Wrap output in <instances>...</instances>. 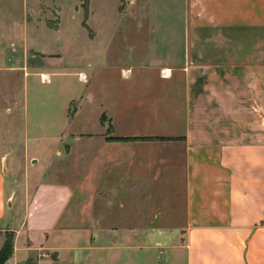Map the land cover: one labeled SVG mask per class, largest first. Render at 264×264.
<instances>
[{
	"label": "crops",
	"instance_id": "1",
	"mask_svg": "<svg viewBox=\"0 0 264 264\" xmlns=\"http://www.w3.org/2000/svg\"><path fill=\"white\" fill-rule=\"evenodd\" d=\"M179 2L144 56H86L71 115L77 63L43 56L62 25L29 23V67L0 64L52 85L24 96L23 182L0 145L4 264H264V0Z\"/></svg>",
	"mask_w": 264,
	"mask_h": 264
},
{
	"label": "rangeland",
	"instance_id": "2",
	"mask_svg": "<svg viewBox=\"0 0 264 264\" xmlns=\"http://www.w3.org/2000/svg\"><path fill=\"white\" fill-rule=\"evenodd\" d=\"M179 1L0 0V64L20 66L23 65L24 60L29 67L31 63L29 58L34 49L29 48L26 36V26L29 23L43 25L46 30H56L62 25V36L47 39L48 44L45 49L43 48L45 53L43 56L54 57L60 51L66 59L77 63L78 70L74 76L70 77L71 86L78 90L74 94L75 100L69 103L68 114L71 115L77 109L84 108L85 77L82 74H84L83 66L86 56L121 57L129 55L128 53L134 49L141 50L144 56L146 49L152 47L154 41L162 40L168 33V25L178 30L183 24L182 6ZM173 7L179 9L178 14L172 13ZM138 26L141 29L139 37L135 36L134 40H128L133 39L131 34L135 33L134 30ZM137 39L138 42H135ZM172 53L175 61L179 48L173 49ZM24 76L25 70L19 67L0 70V145L2 150L10 151L9 147L12 148L13 152L9 155L13 157L8 162L4 161V169L5 172L10 171L12 178L17 182L24 181L22 158L24 154L22 155L21 150L24 96L26 97L27 94L28 103L31 104L33 103L32 95L35 94L32 86L38 91L40 87L52 86L48 82H40L39 78H43L41 74L39 77L24 78ZM26 83L29 84L27 91ZM81 127H84V121ZM83 142V138L78 136L76 145L78 150H83ZM70 145L71 143L62 144V151L68 152ZM62 160L67 164L69 162L68 157H63ZM28 166L33 165L28 162ZM7 178L10 181L9 176ZM5 233L9 234V232ZM5 237L4 234V240Z\"/></svg>",
	"mask_w": 264,
	"mask_h": 264
},
{
	"label": "trees",
	"instance_id": "3",
	"mask_svg": "<svg viewBox=\"0 0 264 264\" xmlns=\"http://www.w3.org/2000/svg\"><path fill=\"white\" fill-rule=\"evenodd\" d=\"M5 236V240L0 248V264H4L12 253L13 234L9 232V234L5 233ZM24 264H30V260L26 261Z\"/></svg>",
	"mask_w": 264,
	"mask_h": 264
}]
</instances>
